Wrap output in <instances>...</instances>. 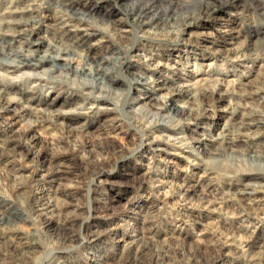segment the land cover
Instances as JSON below:
<instances>
[{
  "label": "rangeland",
  "instance_id": "1",
  "mask_svg": "<svg viewBox=\"0 0 264 264\" xmlns=\"http://www.w3.org/2000/svg\"><path fill=\"white\" fill-rule=\"evenodd\" d=\"M40 1L0 0L12 18L39 20L28 36L38 46L17 39L13 46L38 48V56L55 54L52 45L73 47L70 66L80 68L87 58L109 67L106 80L120 94L103 93L109 101L99 104L78 88L80 78L53 68L40 84L13 82L16 102L0 108V193L22 210L33 198L56 205L50 224L19 222L14 240L25 260L49 264L58 248L62 264H133L128 253L144 249L159 264H264V184L255 183L251 162L240 154L245 143H232L238 160H211L224 134L264 141V57L256 54L264 41V0H203L191 25L173 35L144 33L126 11L148 3L180 9L190 0H75L88 21L70 26L62 13L40 9ZM95 25L107 33L84 31ZM138 75L149 81L142 91L130 83ZM198 83L208 102L203 114L191 117L185 108L175 116L178 139L196 153L179 148L178 139L151 144L134 110L158 102L135 99L143 91L172 96L169 102L182 109L186 98L176 92ZM37 104L63 112L67 124L33 120L32 111L22 116L23 107Z\"/></svg>",
  "mask_w": 264,
  "mask_h": 264
},
{
  "label": "bare ground",
  "instance_id": "2",
  "mask_svg": "<svg viewBox=\"0 0 264 264\" xmlns=\"http://www.w3.org/2000/svg\"><path fill=\"white\" fill-rule=\"evenodd\" d=\"M75 0H41L37 5L40 9L47 8L53 9L56 13H62L60 21H64L66 25L82 24L86 19L84 13L77 10L75 7ZM193 3V4H192ZM204 3L202 0H190V2L184 4L183 8L175 9L169 8L166 10H154L151 4H145L143 6H130L126 14L136 22L146 34H155L156 31L164 30V34L173 35L180 33L185 30L186 27L191 25L192 18L202 9V5H199V9L196 8V4ZM10 10H0V108H8L13 102H16V96L11 94V90L14 89V83L16 80L26 77L28 82L41 83V77L46 75V71L51 68L57 70L60 75L67 78L74 76L80 78V86L78 87L81 91L88 93L87 98L94 102L109 101L107 97L103 95L106 92H113L115 95H119V90H114L111 87L112 79L106 80L108 75H111V70L105 65L102 66L100 62L94 61L93 63L88 62L87 58H82L83 65L80 68H74L70 66V61L74 60L76 50L70 46H49L48 49L52 53H44L38 56L36 54L37 49H28L13 46V40L17 39L21 42L30 43L31 45L39 44L38 41L30 42L29 32L30 29L37 25L39 20L35 17H29L26 19H14L12 18ZM66 17V19H63ZM93 30L91 35L97 33H107V28L97 26L88 27L84 31ZM69 31V29H67ZM88 36V33L85 36ZM76 42V41H75ZM122 52V49H121ZM258 58L264 57V41L260 43V47L256 52ZM114 61L111 62L113 66L120 61V51L113 57ZM57 60H65L66 63L59 64ZM110 78V77H109ZM112 80V81H111ZM25 81V80H24ZM109 81V82H108ZM111 81V82H110ZM149 81L144 76H136L131 84H135L136 88L142 91V87H146ZM30 84V83H29ZM42 86V85H40ZM44 86V85H43ZM148 91V89H147ZM96 93V95H95ZM185 96L184 106L182 109L176 106L173 102L172 96L166 97H151L149 93L143 91V97H138L135 100L141 98H148L156 100L157 106L153 108L140 107L135 108L134 111L141 112L136 119L137 125L140 127L142 134L146 136L147 140L151 144L162 142L168 144L172 140L178 139L180 135L181 121L175 120V116H178L181 112H186L188 109V115L200 116L202 111H205L204 105L208 102L204 99V91L201 86L195 84L192 88L187 90H179L176 92ZM173 95V94H172ZM39 103V102H36ZM138 101H136V104ZM97 104V103H93ZM29 111L34 113L33 120L49 121L52 123H59L66 125V120L63 112L51 113L50 111L42 108L39 104L34 107L28 106L23 107L21 114L28 115ZM37 115V116H36ZM32 117V116H31ZM30 119V118H29ZM149 134L153 135V138L148 137ZM220 152L216 151L212 156V162H219L222 165L224 162L227 163L229 159L235 157L238 160V155H232L237 150L232 146V143L236 140H242L246 147L243 149V154L248 157L251 162V170L253 173V179L256 184H264V141L258 140V136H250L242 139V137L234 134H224L220 138ZM198 142V141H197ZM180 144L179 148H191L189 153L194 155L196 152L195 146H187L184 138L178 139ZM175 144V143H173ZM201 146V145H200ZM155 147H158L157 145ZM10 150V149H9ZM228 151V152H227ZM14 151L10 150L7 152V156L13 155ZM5 156V155H4ZM91 161V160H90ZM20 186V185H19ZM15 186L14 191H18L21 186ZM39 198H33L32 203L28 204L25 210H22L16 206L15 202L12 201L8 195L0 193V264H30L25 260V253L23 248L20 246L18 241L14 239L18 237L19 228L18 224L22 221H33L34 223L42 220L43 223H51L52 215L48 216L50 207L54 205H45L39 201ZM56 208V205L54 206ZM60 211V209H58ZM36 244V242H33ZM51 251V250H50ZM53 254L48 257L45 261L47 263L62 264V261L56 259V254L61 255L62 249L53 250ZM130 256V257H129ZM133 264H159L160 258H155L150 252L144 249H138L132 253H128L127 257Z\"/></svg>",
  "mask_w": 264,
  "mask_h": 264
}]
</instances>
